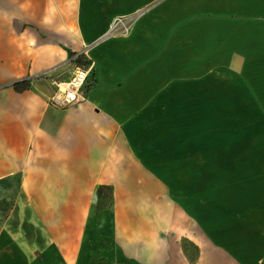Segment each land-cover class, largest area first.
<instances>
[{
    "label": "crops",
    "instance_id": "crops-1",
    "mask_svg": "<svg viewBox=\"0 0 264 264\" xmlns=\"http://www.w3.org/2000/svg\"><path fill=\"white\" fill-rule=\"evenodd\" d=\"M39 1L38 29L14 30L0 81V264H264V206L177 196L168 118L194 82L214 99L264 100V0ZM88 43L85 100L53 107L41 75L67 77L69 51Z\"/></svg>",
    "mask_w": 264,
    "mask_h": 264
},
{
    "label": "rangeland",
    "instance_id": "rangeland-1",
    "mask_svg": "<svg viewBox=\"0 0 264 264\" xmlns=\"http://www.w3.org/2000/svg\"><path fill=\"white\" fill-rule=\"evenodd\" d=\"M46 5L39 0H0V81L12 68L9 50L14 30L38 29L39 10ZM147 12L124 16L131 18L132 29ZM94 43H88L79 53L89 59ZM200 86L191 83L194 98L175 97L173 114L168 115L173 118L172 163L177 196L188 199L190 206L214 204L230 213H235V208L240 213L241 206H264V100L214 99L209 90L199 93ZM174 87L180 94L182 83L175 82ZM2 200L0 197V206H9Z\"/></svg>",
    "mask_w": 264,
    "mask_h": 264
},
{
    "label": "built area",
    "instance_id": "built-area-1",
    "mask_svg": "<svg viewBox=\"0 0 264 264\" xmlns=\"http://www.w3.org/2000/svg\"><path fill=\"white\" fill-rule=\"evenodd\" d=\"M131 18L128 16H120L112 20L109 24L107 32L104 34V39L118 34H127L131 29ZM70 62V73L67 77L57 80L54 79V72L49 71L41 75L40 78L52 79L56 90L50 99V104L55 108L65 109L73 104L80 103L85 100L89 86L94 79V64H81L75 60ZM85 57V56H84ZM85 59H87L85 57ZM89 60V59H87Z\"/></svg>",
    "mask_w": 264,
    "mask_h": 264
},
{
    "label": "trees",
    "instance_id": "trees-1",
    "mask_svg": "<svg viewBox=\"0 0 264 264\" xmlns=\"http://www.w3.org/2000/svg\"><path fill=\"white\" fill-rule=\"evenodd\" d=\"M77 55L76 52L69 51V60L70 62H73L74 57ZM77 63L81 64H91V60L85 59L84 55H78L77 58L75 59ZM33 79L30 78H25L23 80H19L14 82L11 86L15 89L16 92L22 93L30 89L31 87V82ZM101 193V189H99V195Z\"/></svg>",
    "mask_w": 264,
    "mask_h": 264
}]
</instances>
